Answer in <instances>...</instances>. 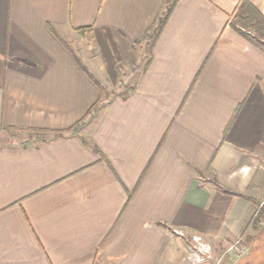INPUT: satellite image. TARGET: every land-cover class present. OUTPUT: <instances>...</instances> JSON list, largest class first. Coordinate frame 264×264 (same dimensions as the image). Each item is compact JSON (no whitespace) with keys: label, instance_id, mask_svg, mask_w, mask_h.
I'll list each match as a JSON object with an SVG mask.
<instances>
[{"label":"crops","instance_id":"0c3cea01","mask_svg":"<svg viewBox=\"0 0 264 264\" xmlns=\"http://www.w3.org/2000/svg\"><path fill=\"white\" fill-rule=\"evenodd\" d=\"M240 1L0 0V264H183L174 230L246 231L255 200L220 188L264 197V42ZM145 42L132 92L66 132Z\"/></svg>","mask_w":264,"mask_h":264},{"label":"rangeland","instance_id":"374dc122","mask_svg":"<svg viewBox=\"0 0 264 264\" xmlns=\"http://www.w3.org/2000/svg\"><path fill=\"white\" fill-rule=\"evenodd\" d=\"M233 20V17H232ZM233 22V21H232ZM71 41H70V39ZM65 41L69 43L77 52L83 56L82 61L85 65L90 68L89 63L85 60L86 52L90 51L91 41L88 35H77L71 34L64 37ZM150 47L149 42L138 43L136 47V60L132 63H123L119 61L116 63V76L104 75L100 78V82L103 86L100 88V100L96 104V107L88 114V118L80 123L72 125L71 129H66V132L81 133L84 134L87 129L88 123H86L91 115L99 114L101 109L109 103L111 99L115 98H126L134 88V83L137 76L142 72V68L145 67L146 60L148 58V50ZM82 50V51H81ZM87 59V58H86ZM88 60V59H87ZM65 132V131H64ZM57 133V132H56ZM23 133H14L13 136L16 142L19 139L26 136ZM221 190L225 189L220 186ZM227 190V189H226ZM226 193V192H225ZM235 196H241L248 200H255V208L249 219L246 231L239 235H229L216 244H210L206 240L201 239L198 235H189L186 230L176 229L173 232L180 234V236L186 239L185 251L183 254V264H264V219L254 222L255 217L259 215L262 205L264 203V197L256 200L240 193H227ZM248 233H251L250 235ZM238 242L237 250L234 247L235 243ZM246 245L247 252L243 255L238 252V245ZM240 251V250H239Z\"/></svg>","mask_w":264,"mask_h":264},{"label":"trees","instance_id":"16d2710c","mask_svg":"<svg viewBox=\"0 0 264 264\" xmlns=\"http://www.w3.org/2000/svg\"><path fill=\"white\" fill-rule=\"evenodd\" d=\"M171 7H166L161 17L158 19L157 25L154 28L155 33H158L161 29V26L165 22ZM233 24L237 31L246 37L251 42H264V17L262 14L247 0H241L236 8V11L233 15ZM232 23V22H231ZM79 32H83L86 28H78ZM151 43V41H150ZM238 108L235 109L234 114L232 115L227 127L230 125L234 115L236 114ZM73 127V126H72ZM70 127V129L72 128ZM226 127V129H227ZM68 130V129H67ZM222 192L229 193L230 191L222 189ZM264 219V203L262 209L259 212V215L255 217V223Z\"/></svg>","mask_w":264,"mask_h":264},{"label":"built area","instance_id":"2783aa9c","mask_svg":"<svg viewBox=\"0 0 264 264\" xmlns=\"http://www.w3.org/2000/svg\"><path fill=\"white\" fill-rule=\"evenodd\" d=\"M237 244H238V242H236L235 245H234L236 250H237V246H236ZM238 246H239L238 247L239 256H240V254L243 255V254H245L247 252V246L246 245L239 244Z\"/></svg>","mask_w":264,"mask_h":264}]
</instances>
